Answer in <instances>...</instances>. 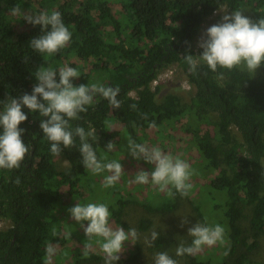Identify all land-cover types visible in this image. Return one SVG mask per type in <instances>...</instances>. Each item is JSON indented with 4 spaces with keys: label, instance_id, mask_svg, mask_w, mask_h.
I'll use <instances>...</instances> for the list:
<instances>
[{
    "label": "trees",
    "instance_id": "trees-1",
    "mask_svg": "<svg viewBox=\"0 0 264 264\" xmlns=\"http://www.w3.org/2000/svg\"><path fill=\"white\" fill-rule=\"evenodd\" d=\"M111 2L0 0V111L11 97L31 94L38 68L56 70L58 63L70 58L79 62L92 60L89 73L70 63L79 73L74 86L97 83L119 88L120 107L114 109L107 99L97 95L80 119L69 122L71 127L80 126L85 131L94 127L97 139L90 138L88 142L98 159L108 162L118 152L122 132L142 144L140 131L156 129L163 133L182 120V130L189 135V143L199 157L191 170L202 177L212 176L206 190L210 202L214 201L210 207L213 214L206 217L201 202L193 203V208L203 224H219L226 229L221 257L184 255L187 264H250L248 253L256 247L257 237L264 236V76H254L240 68H218L214 73L203 63L193 73L183 58L202 53L194 41L204 21L215 12L221 8L240 11L246 5L250 19L258 21L264 19V0H113L120 6L117 15L124 24L113 12ZM15 5L33 15L58 11L72 34L68 45L52 56L35 52L29 41L43 33L39 25L28 23L18 30L11 17ZM172 65L193 87L187 104L174 94H167L162 101L156 98L162 83L152 87V82ZM259 68L264 70V64ZM221 73L222 78H218ZM23 111L28 119L19 127L24 129L22 139L30 151L19 168L0 169V223H9L0 228V264H46L47 243L63 245L70 239L69 234L60 237V229L58 234L51 233L52 218H58L55 212L59 189L66 187L67 194L75 199L83 198V194L95 195L99 186L93 178L106 175L93 174L83 167L78 137L72 148L62 151L67 166L59 171L50 143L39 128L43 117L26 108ZM114 124L120 126L118 131L111 128ZM110 141L115 146L112 151L105 148ZM122 187L106 190L115 197V202L108 204L110 218L125 231L131 229L124 219L129 205L141 206L148 214H167L178 207L181 197H186L166 194L153 205L148 200L134 199ZM244 221L247 230L243 229ZM151 226L150 218H142L136 228L144 232ZM162 238L159 234L149 248L160 250ZM132 243L128 262L136 264L142 248L138 239ZM100 260L97 255L74 253L65 264Z\"/></svg>",
    "mask_w": 264,
    "mask_h": 264
},
{
    "label": "clouds",
    "instance_id": "clouds-1",
    "mask_svg": "<svg viewBox=\"0 0 264 264\" xmlns=\"http://www.w3.org/2000/svg\"><path fill=\"white\" fill-rule=\"evenodd\" d=\"M220 22L209 27L198 47L202 49L199 56L186 54L184 61L189 65V71L195 72L197 66L205 64L212 72L218 68L232 70L240 68L254 74L264 64V19L253 21L242 11L223 12ZM11 15L21 17L26 23L40 26L42 35L29 41L30 47L39 54L52 56L60 49L66 47L71 40V32L64 24L58 11L41 12L33 15L22 11L20 5L11 9ZM222 73L218 78H222ZM37 82L31 94L25 93L18 97H11L4 103L0 111V169H16L29 153V145L24 143L22 136L24 129L19 126L28 119L23 111L38 113L43 117L39 128L43 136L50 143V153L60 158L64 149L74 146L75 138H79V153L84 168L93 174L109 173L104 179V187L114 186L124 174L122 165L116 160L103 162L98 159L96 152L88 142L97 139L96 129L89 126L85 131L83 127H71L70 121L80 119V114L87 111V106L93 103L97 95L107 99L114 109L120 107L117 96L119 88L105 87L103 85L80 84L74 86L73 81L79 78V73L73 67L65 65L57 72L51 67L38 68L34 73ZM134 107V105H133ZM154 126V125H153ZM63 146V148L61 147ZM114 144L110 141L106 149L112 151ZM128 155L134 160H143L154 165L152 171L141 170L135 174L132 183L151 184L160 192H166L174 197L176 193L186 196L191 185L188 181L192 171L189 164L179 157L165 154L158 147H148L138 144L131 138L127 142ZM104 161L107 157L103 158ZM18 182V181H17ZM175 189V192L172 191ZM70 218L83 229L86 243L84 253L93 247V240L99 246L104 256V264H116L120 254L124 251V244L139 238L136 229L125 231L123 227L113 229L109 225L110 212L105 203H76L68 209ZM187 220H182L183 224ZM226 229L224 226L205 225L196 223L188 229V236L192 238L191 244H180L176 249V256L195 255L203 247H211L217 243H225ZM159 233L152 231L150 240L155 242ZM55 254V248L49 245L46 249V264ZM154 264H177L167 252L157 253Z\"/></svg>",
    "mask_w": 264,
    "mask_h": 264
},
{
    "label": "rangeland",
    "instance_id": "rangeland-1",
    "mask_svg": "<svg viewBox=\"0 0 264 264\" xmlns=\"http://www.w3.org/2000/svg\"><path fill=\"white\" fill-rule=\"evenodd\" d=\"M77 1L81 3L85 2V0ZM111 7L113 12L117 15L120 11V6L112 0ZM225 11L232 12L227 8H221L204 21L194 41L196 49L199 48L198 42L202 39L206 30L212 25L220 22L222 15L224 14L223 12ZM240 11H242L244 15L250 18V10L248 6L244 5ZM29 13L31 12L29 11ZM11 17L14 26H16L18 30L25 28L26 22L21 17L13 15H11ZM117 17H119L121 23L124 24L123 18H120L119 15H117ZM92 62V60H89L87 62H79L74 58H70L68 60L61 61V63H58L56 65V70L59 71L61 67H64L65 65L69 66L70 63H74L78 67L83 69V73H89L91 72ZM253 75L264 76V70H262V68H258ZM159 76L161 78L159 79L157 84L162 83V86L156 97L158 101H162L167 94H174L181 99L183 104L189 103L190 98L194 92L193 87L189 86L186 78H184L183 74L176 67V65H172L169 68L165 69L161 74H159ZM156 85L152 83V87H155ZM131 94L132 96H134V93ZM182 123V120H180V122L168 127L163 133L159 132L156 129H150L144 132L140 131L139 135L144 139L142 144H145L150 148L158 147L165 154H170L173 157L181 158L189 164L191 169L192 164H195L199 161V157L194 148L189 143V135L183 132ZM111 128L115 131H118L120 129V126L114 124L113 126H111ZM232 132L234 133L235 137L239 139V134L234 128H232ZM119 140L120 143L117 146L118 152L112 156V159L121 163L124 174L121 175L120 179L115 183L114 187L120 188L121 186H123L122 190L127 193L129 192V196L131 195L134 199H137L139 201L148 200V203L157 205L161 202L162 197L167 194L166 192L158 191L150 183L143 185L132 183L137 172L141 170L150 172L154 169V165H149L143 160H134L131 156L128 155V137L124 132L120 134ZM55 161L57 164V169L59 171L67 166V161L64 160L61 156L60 158L56 157ZM262 165L264 166V158L262 159ZM191 171L192 175L190 180L188 181L191 187L188 190L186 197H181L179 199L178 207L174 211L167 214H162L160 212L148 214L144 210V208L133 204L129 205V207H127V209L125 210L124 219L131 226V228L136 229L139 235L138 241L142 248L140 259L136 264H154V258L156 254L160 252H167L171 258L177 261V264H187L186 258L184 256H176V249L182 243L185 246L191 244L192 238L188 236V229L190 227H192L196 223L203 224L192 204H200L201 202L204 206L205 216L208 217L209 214H213L210 207L214 202L212 200L210 202L211 197L207 195L208 191L206 190L207 184L209 183V180L212 176L210 178L202 177L199 174L194 173V170ZM105 174V176L93 178L95 185L99 186V191L97 192L98 194L95 192V195L83 194V198L79 197L80 199H75L74 197L67 194L66 187H61L59 189V202L57 203L58 207L57 211L55 212V215H58V218H54L55 221L52 218V224H54V226L51 233L58 234L60 229V237L69 234L70 239L67 240L63 245L57 242L47 243V246L52 245L55 248V254L49 261L51 264H65L71 259L74 253H77L80 256H84L87 254L97 255L102 258V260L98 262H91L88 264H104V256L100 251L99 246L95 244V238L93 240V247L88 251L87 254L84 253V245L86 243V239L83 229H81L79 225L70 218L68 209L74 207L76 203H79L81 205H85L88 203H105L108 205L110 202H112L113 204V202H115L114 195L109 194V192L103 186L104 179L107 175H109V173L106 172ZM199 192H202V194H199ZM123 195L126 198L128 196V194ZM142 218H150L152 221V226L148 231L141 232L136 228L138 221ZM184 219L187 220V223L183 224L182 226V220ZM49 220H51V218H49L48 221ZM215 220V218H212V221ZM109 225L113 229L118 228L113 223L111 218H109ZM242 225L243 229L247 230V222L244 221ZM8 226L9 223L7 221H3L0 223L1 229H4ZM152 231H156L163 237L162 248L160 250H151L149 248L151 243H145L146 239L150 240V234ZM255 243L256 247L248 253L250 264H264V236H258L255 240ZM224 244L225 243H217L216 245L211 247L205 246L200 252L196 253V255L207 257H221L223 255V249L221 248ZM132 246L133 243L131 240L129 241V243L126 242L124 244V251L120 254V259L116 262V264H134L128 262V255L132 250ZM57 256H59L61 259L56 260Z\"/></svg>",
    "mask_w": 264,
    "mask_h": 264
},
{
    "label": "built area",
    "instance_id": "built-area-1",
    "mask_svg": "<svg viewBox=\"0 0 264 264\" xmlns=\"http://www.w3.org/2000/svg\"><path fill=\"white\" fill-rule=\"evenodd\" d=\"M160 78H161V77L158 75L157 79L154 80L152 83L156 85V84L158 83V81H159ZM189 86H190V85H189Z\"/></svg>",
    "mask_w": 264,
    "mask_h": 264
}]
</instances>
